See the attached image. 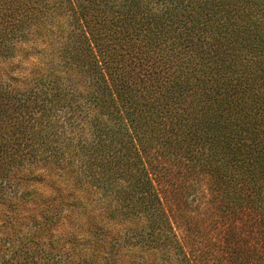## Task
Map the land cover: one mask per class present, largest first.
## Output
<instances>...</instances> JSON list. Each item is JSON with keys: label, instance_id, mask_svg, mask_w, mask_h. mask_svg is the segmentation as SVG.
Wrapping results in <instances>:
<instances>
[{"label": "trees", "instance_id": "obj_1", "mask_svg": "<svg viewBox=\"0 0 264 264\" xmlns=\"http://www.w3.org/2000/svg\"><path fill=\"white\" fill-rule=\"evenodd\" d=\"M0 77V230L3 206L50 205L33 262L147 264L130 243L154 264H264V0H0ZM66 107L85 120L59 133ZM168 166L208 182L224 230L202 256L173 230Z\"/></svg>", "mask_w": 264, "mask_h": 264}, {"label": "rangeland", "instance_id": "obj_2", "mask_svg": "<svg viewBox=\"0 0 264 264\" xmlns=\"http://www.w3.org/2000/svg\"><path fill=\"white\" fill-rule=\"evenodd\" d=\"M57 22V20H56ZM55 22V23H56ZM52 24L50 23V26ZM62 38L59 39L56 37L54 42H61ZM15 62L18 60L27 61L30 60V64L34 60H39L38 55L36 53L29 54L26 58L24 54H16L15 55ZM25 65H30L28 63H23ZM18 65V64H16ZM44 65H47V62H44ZM4 77H0V82H3ZM8 83L11 86V89L15 91V88L20 84V82L12 83V80H8ZM86 112L85 111H72L68 107L64 108L61 111H58L54 115V120L58 122V125L62 128L58 129V132L61 133L64 128L70 126L71 123L77 124L82 122L81 116H83ZM70 137L72 136V140L77 141L79 140V136L75 133V131L69 132L67 131ZM85 137L92 139L91 134H85ZM52 138V137H51ZM70 141V140H66ZM90 145V142L88 143ZM78 149V148H77ZM77 151L79 155L82 156L84 159H89L88 151L85 149H78ZM169 177H167L166 184L163 186L165 197V206L169 212V216L171 222L173 224V230L175 232L176 237L181 242H185L189 246L191 245L196 251H189L194 256H202L203 252H210L212 243H219L220 236L224 230V226L219 221L220 214L217 213V208L215 206V202L213 198L209 195L208 192V182L204 175H192L188 174L187 176H183L182 172L178 170L175 166L170 167ZM28 172V171H24ZM23 172L22 177H27L26 174ZM41 174H44V170L40 171ZM181 173V174H180ZM183 177V178H182ZM61 183L69 182V188L73 189L71 182L72 181H60ZM17 183L13 181L12 188L15 187ZM23 186V184H19L17 190ZM47 189L45 190V184L42 189L45 191V195L54 194L53 188L50 185H46ZM84 189L77 190V194H79L84 200H89L91 196H89V192L86 186H83ZM185 188L182 191L181 188ZM22 191L18 190L20 193ZM88 193V194H87ZM92 193V192H91ZM96 201L93 205H98L100 202H97V194H95ZM3 217L5 220L6 227H2L0 230V255H1V262L0 264H44L43 261L33 262L35 258H41L43 256H47L48 248L44 244L45 242L49 241L50 235L45 230L46 226L44 225L48 220L49 212H44L45 209L49 211L50 205L42 206V210L40 212L39 221H32V219H23L20 218L17 221L15 218V211L16 207L13 206H3ZM1 208V204H0ZM89 209H93L92 206ZM40 209L37 210L39 213ZM1 214V213H0ZM6 214V215H4ZM46 215V216H45ZM51 216V215H50ZM60 214L56 216H51L50 218H59ZM14 218V220L12 219ZM10 219V220H7ZM41 222V225L38 223ZM112 226L117 228H124V224H120L119 221L113 220ZM21 229V232H18L16 235H12L13 230L11 229ZM28 233L29 238L36 234L38 237H34V241L31 242L30 239L24 240L26 234ZM25 234V235H24ZM41 241V244L38 246L35 244V241ZM135 240H139V237H134ZM255 239L251 241L249 240L248 247H252L254 245ZM126 247L129 248L131 251V256H142L146 259L147 264L155 263L154 255L151 252L143 250V248L134 246V244L127 243ZM171 247H175L174 243ZM215 248V247H214ZM183 254H173V257L180 258ZM219 250L211 252L207 259L210 260L208 264H218L219 262H215V258H220ZM203 258H206L203 256ZM208 261V260H207Z\"/></svg>", "mask_w": 264, "mask_h": 264}]
</instances>
